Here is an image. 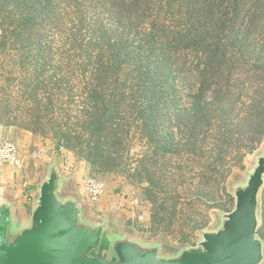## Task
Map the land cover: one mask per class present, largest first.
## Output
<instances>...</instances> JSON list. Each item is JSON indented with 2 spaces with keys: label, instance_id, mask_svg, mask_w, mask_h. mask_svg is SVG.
Returning a JSON list of instances; mask_svg holds the SVG:
<instances>
[{
  "label": "trees",
  "instance_id": "16d2710c",
  "mask_svg": "<svg viewBox=\"0 0 264 264\" xmlns=\"http://www.w3.org/2000/svg\"><path fill=\"white\" fill-rule=\"evenodd\" d=\"M52 28L56 49L43 40ZM1 56L26 69L7 119L52 130L94 167L114 165L139 123L149 144L172 145L155 135L170 111L190 132L229 134L235 96L247 109L234 130L252 143L264 137V0H0ZM190 57L197 72L182 112L175 80L190 79ZM217 137L205 163L219 166L227 140Z\"/></svg>",
  "mask_w": 264,
  "mask_h": 264
},
{
  "label": "rangeland",
  "instance_id": "374dc122",
  "mask_svg": "<svg viewBox=\"0 0 264 264\" xmlns=\"http://www.w3.org/2000/svg\"><path fill=\"white\" fill-rule=\"evenodd\" d=\"M54 29H47L43 40L56 49L58 29ZM196 61L193 57L187 61L192 72L190 79L175 80L180 97L178 109L182 112L189 106L187 89L194 84ZM28 64L29 61H25L24 68ZM22 66L23 63L16 64L8 56L0 57V144L12 142L18 148L22 165L20 168L10 166L20 174L17 184L33 179L40 183L55 166L68 182L67 187H62L60 197L74 196L82 205L84 221L93 222V214L97 222L106 223L108 230L128 235L145 245H158L159 256H177L185 249L197 247L202 233L216 232L224 215L234 209V189L245 185L257 159L262 156L264 137L260 143H252L245 132L234 130L247 109L246 98L235 96L234 110L230 114L234 121L227 119L229 134L216 125L190 132L186 120L178 121L177 113L170 111L171 120L158 124L155 135L166 141L172 137V145L168 143L164 148L157 143L149 144L139 123L131 130V140L117 147L114 165L103 163L101 167H94L76 152L59 146L52 130L33 133L23 129L13 117L7 119L6 112L12 115L10 113L19 109L14 96L15 88L25 80L26 69ZM189 136H195L196 143H187ZM217 136L227 140L220 154L222 165H212L214 159L209 160V165L205 161L207 156L215 157L210 148L219 140ZM207 152L212 154L207 155ZM88 178L104 184V192L96 201L90 200L84 192ZM150 197L155 198V204L150 202ZM134 200L140 205L134 206ZM103 206H108V211H103ZM157 213V221L153 222L152 215ZM257 237L263 243L264 264V182L258 196Z\"/></svg>",
  "mask_w": 264,
  "mask_h": 264
},
{
  "label": "water",
  "instance_id": "95a60500",
  "mask_svg": "<svg viewBox=\"0 0 264 264\" xmlns=\"http://www.w3.org/2000/svg\"><path fill=\"white\" fill-rule=\"evenodd\" d=\"M67 178L52 166L39 187L28 225L18 228L11 207L0 203V264H262L257 237L258 196L264 182V149L245 185L234 189V209L216 232L174 257L82 219L73 198L59 195Z\"/></svg>",
  "mask_w": 264,
  "mask_h": 264
},
{
  "label": "crops",
  "instance_id": "0c3cea01",
  "mask_svg": "<svg viewBox=\"0 0 264 264\" xmlns=\"http://www.w3.org/2000/svg\"><path fill=\"white\" fill-rule=\"evenodd\" d=\"M4 165L5 164H0V203H6L11 207L15 226L21 228L29 223L36 204L41 182L39 183L33 179L28 182L26 181L23 185L21 183L18 185L17 183L20 177L18 170H15L8 165ZM66 183L68 182L65 181L63 187L64 185L67 187ZM66 198H73L80 205L74 196L70 195ZM80 206L82 208V205ZM102 210L108 211V206H103ZM91 217H94V221H90L93 225L100 224L96 221V217L93 216V214ZM106 230H108V228ZM130 239L135 240L132 237Z\"/></svg>",
  "mask_w": 264,
  "mask_h": 264
},
{
  "label": "built area",
  "instance_id": "2783aa9c",
  "mask_svg": "<svg viewBox=\"0 0 264 264\" xmlns=\"http://www.w3.org/2000/svg\"><path fill=\"white\" fill-rule=\"evenodd\" d=\"M0 164L16 168L21 167L22 160L18 148L14 143L5 141L0 144ZM84 192L90 200L96 201L104 192V184L99 180L88 178L84 182ZM132 204L139 206L140 202L134 200Z\"/></svg>",
  "mask_w": 264,
  "mask_h": 264
}]
</instances>
